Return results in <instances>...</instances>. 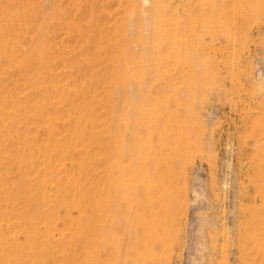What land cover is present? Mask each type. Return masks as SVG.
I'll return each mask as SVG.
<instances>
[{
	"label": "rangeland",
	"instance_id": "rangeland-1",
	"mask_svg": "<svg viewBox=\"0 0 264 264\" xmlns=\"http://www.w3.org/2000/svg\"><path fill=\"white\" fill-rule=\"evenodd\" d=\"M185 15L194 31L181 38ZM136 38H147L146 52ZM125 62L132 68L122 74ZM231 118L234 189L240 140L251 193L248 174L257 165L264 173V0H0V252L8 255L0 264H141L136 254L153 264H224ZM103 157L117 162L116 187L139 201L161 160L171 197L156 212L116 198L120 223L106 228L92 206L108 175ZM139 208L150 216L143 247L145 234L131 232ZM45 230L40 258L11 249L24 231Z\"/></svg>",
	"mask_w": 264,
	"mask_h": 264
},
{
	"label": "bare ground",
	"instance_id": "bare-ground-1",
	"mask_svg": "<svg viewBox=\"0 0 264 264\" xmlns=\"http://www.w3.org/2000/svg\"><path fill=\"white\" fill-rule=\"evenodd\" d=\"M238 1H242V0H238ZM247 2V1H246ZM145 3V2H144ZM151 4V2L149 3ZM241 5V3L239 4ZM151 6V5H150ZM194 7L197 6V4L193 5ZM227 6V5H226ZM235 6V5H234ZM216 7V6H215ZM224 7V6H223ZM233 8V7H232ZM236 8V7H235ZM148 9L149 6H148ZM220 10H222L220 8ZM133 12V11H132ZM2 13V12H1ZM139 13V12H138ZM150 10H144L142 11V15H144V17L148 16L151 14ZM152 13V12H151ZM238 13V12H237ZM132 16V15H131ZM186 16V15H185ZM214 17V16H213ZM224 17V16H223ZM186 18L190 23H185L184 25H181L180 27V31H179V35L181 36V38H184L186 35H190L192 34V32L194 31V25L192 24V20L194 21V17H192L191 15H188ZM132 19V18H131ZM134 19V18H133ZM135 20H139V17L136 16ZM152 19L150 18V20L148 21V25L150 26L152 24ZM212 20V19H211ZM144 21H146L144 19ZM132 22V20H131ZM134 22V20H133ZM147 22V21H146ZM237 22V21H236ZM147 25V26H148ZM145 27V26H144ZM135 29V28H134ZM135 31V30H133ZM150 31V30H149ZM223 32V31H222ZM130 33H132L130 31ZM135 33V32H133ZM149 33V32H148ZM224 33V32H223ZM134 35V34H132ZM147 35V33H146ZM149 36V35H148ZM153 36V40L158 41L159 42V37L160 34L157 31H154L152 33ZM147 37V36H146ZM135 38V37H134ZM148 38V37H147ZM147 38H136V41L138 43V46H140V50L141 53H143L144 51H147V44H146V39ZM164 39V38H163ZM162 39V41H163ZM170 40H173V38L171 39H166V41L169 43ZM135 42V41H134ZM149 44V43H148ZM135 45L136 42H135ZM226 45V44H225ZM156 45L153 46V48ZM137 48V47H136ZM112 50V49H111ZM155 50L158 52L159 54V47H156ZM199 50V49H198ZM149 52V51H148ZM193 53V52H192ZM196 53V52H194ZM142 55V54H141ZM140 55V56H141ZM149 55V53H148ZM194 55V54H193ZM196 55V54H195ZM143 56V55H142ZM146 56V55H145ZM146 58V57H145ZM146 60H148L146 58ZM142 61V60H141ZM159 61V60H158ZM127 62V61H126ZM122 63L120 64V71L122 74H124L125 72L130 70V67L128 63ZM149 62V61H148ZM170 63V62H169ZM158 64V63H157ZM110 66V65H109ZM113 66V64H112ZM115 66V64H114ZM42 67V66H41ZM134 67V66H133ZM150 67V65H148L147 62L143 63H139V68H147ZM111 68V66H110ZM132 68V67H131ZM43 70V69H42ZM45 70V69H44ZM43 70V71H44ZM110 70V69H109ZM112 70V69H111ZM136 70V69H135ZM148 70V69H146ZM179 71V70H178ZM40 72V71H39ZM162 75V74H161ZM176 76V75H175ZM131 77V76H130ZM163 77V76H162ZM133 78V77H132ZM170 78V77H168ZM130 79V78H129ZM146 79V78H145ZM150 80V79H149ZM131 81V79L129 80ZM169 81V79H168ZM171 81V79H170ZM114 82V81H113ZM134 82V80H133ZM140 82V81H139ZM138 82V83H139ZM162 83V82H161ZM174 83V82H173ZM135 84V83H134ZM167 84V83H166ZM114 85V84H113ZM156 87V86H155ZM143 89V88H142ZM145 89V88H144ZM152 89V88H151ZM75 90V89H74ZM78 91V90H77ZM31 92V91H30ZM36 93V91H35ZM127 96V95H126ZM146 96H147V92H146ZM233 96V95H232ZM137 97V96H136ZM129 99V98H128ZM140 99V98H139ZM143 99V98H142ZM230 99V98H229ZM150 100V99H149ZM141 101V100H140ZM127 102V101H126ZM71 103V102H70ZM130 103V102H128ZM133 103V102H132ZM232 104V103H231ZM118 105V104H117ZM123 105V104H122ZM133 105V104H132ZM120 106V105H118ZM117 106V107H118ZM261 108V106H260ZM235 106H231L230 107V113H235ZM75 111V110H74ZM262 111V110H261ZM73 115V114H72ZM231 115V114H230ZM238 115V114H237ZM236 116V115H235ZM77 117V116H76ZM176 117V116H175ZM237 119V118H236ZM238 120V119H237ZM236 120V121H237ZM130 121V120H129ZM246 121V120H244ZM243 122V121H242ZM229 123V122H228ZM178 124V123H177ZM248 124V123H247ZM49 126V125H48ZM131 126V124H130ZM172 126V125H171ZM243 126H246L243 125ZM177 128V127H176ZM181 128V126H180ZM236 122L234 118L230 119V123L228 126V145H227V149H228V153L230 155V160H229V156H227L228 158V162L229 164L228 166V178H227V206H228V211H227V218H228V223H229V227L227 229V237H226V252H225V263L224 264H262V261H264V212L262 211V209L260 208L263 205V200L261 202V206H259L257 204V198L258 196H262V198L264 197V193L263 190L261 188V181L264 179V173H263V167L261 165H257L256 167H254V170H252L251 173L248 174L249 176V185L252 187V192L250 193H246L245 188H246V184L244 182V180L241 178V176L243 174H241V171L243 168V142L240 140L238 142V150H237V154H238V159L240 161V169H239V173H238V184H237V188L238 191L236 192V189H234V185H233V179L234 177H232V173L233 172V168L232 167V156L233 155V139L235 136V132H236ZM238 129V128H237ZM165 130V129H164ZM244 131V129H242ZM131 132V131H130ZM133 132V131H132ZM242 132V131H241ZM147 134V133H146ZM243 134V132H242ZM163 136V135H162ZM240 136V135H239ZM238 136V137H239ZM264 136V135H263ZM262 136V137H263ZM104 137V136H103ZM168 137V136H167ZM166 137V138H167ZM123 138V137H120ZM248 138V137H247ZM170 139V138H169ZM243 139V138H242ZM102 140V139H101ZM116 140V139H115ZM160 141V140H159ZM163 141V140H162ZM161 141V143H162ZM168 141V140H166ZM107 142V141H106ZM110 142V141H109ZM155 142V140H154ZM157 142V141H156ZM169 142V141H168ZM176 142V141H175ZM236 142V141H235ZM251 142V141H250ZM147 143V142H146ZM164 143V142H163ZM257 143V142H256ZM106 144V143H105ZM249 144V143H248ZM108 145V144H107ZM111 145V144H110ZM162 145V144H161ZM150 146V145H149ZM148 146V147H149ZM252 146V145H251ZM57 147V146H56ZM105 147V145H104ZM103 147V148H104ZM117 147H119L117 145ZM236 147V146H235ZM30 148V147H29ZM63 148V147H62ZM150 148V147H149ZM252 148V147H251ZM18 149V148H17ZM108 149V148H107ZM110 149V148H109ZM108 149V150H109ZM117 149V148H116ZM152 149V148H151ZM236 149V148H235ZM63 150V149H62ZM104 150V149H102ZM156 150V149H155ZM252 150V149H250ZM105 151V150H104ZM227 151V150H226ZM249 151V150H248ZM111 152V151H110ZM246 152V150H245ZM251 152V151H250ZM51 153V152H50ZM247 153V152H246ZM254 153V151H253ZM251 153V154H253ZM107 154V152H106ZM169 154V153H168ZM159 155V154H158ZM248 155V154H246ZM249 156V155H248ZM247 156V157H248ZM108 157V156H107ZM106 157V158H107ZM152 157V155H151ZM264 157V156H263ZM109 159V158H108ZM168 159V158H167ZM251 159V157H249V160ZM100 160V158H99ZM107 160V159H106ZM105 160V157H103L100 160V165L102 166L101 162L103 163V165H105V169L107 170L106 172H108V175H104V176H100V178H98L99 180V198L96 196V200L95 202L92 204L93 208L96 206L97 211H99V220L104 221L105 220V227L108 229H114L116 222H118L114 219V214L117 210V208L119 207L117 205V201L115 202L116 198H126L128 197L129 200L132 202V204H134L135 206H137V208L139 206L141 207H146L147 206H151V209L156 212V208H158L159 206H164L166 204V201L169 199V197H171V193L167 192L168 188L165 187V181L167 179V177L165 175H163V170H162V161H155L154 166L152 165L151 169H150V173L147 175V181H151V183L148 186V189H151L148 193V195H150V197H148L145 201H139L137 200V197H133L130 196V194L126 193V189L125 187H121L118 189L117 183L118 185L120 184L118 177L115 175L114 176V170H115V165L117 164L114 163V160L110 161V164H108V162ZM235 161V160H234ZM107 162V163H106ZM107 164V165H106ZM99 166V167H101ZM246 166V165H245ZM57 167V166H56ZM69 167V166H68ZM101 169V168H100ZM235 169V168H234ZM167 170V169H166ZM172 170V169H171ZM100 171V170H99ZM104 171V170H103ZM118 171V170H117ZM102 171H100L101 173ZM133 172V171H132ZM248 172V171H247ZM250 172V171H249ZM99 173V172H98ZM99 173V174H100ZM70 175V174H69ZM171 175V174H170ZM234 176V175H233ZM237 176V175H236ZM245 176V175H244ZM44 177V176H43ZM98 177V175H97ZM66 178V177H65ZM178 178V177H177ZM144 180V179H143ZM152 180H155V183L152 182ZM176 180V179H175ZM43 181V180H42ZM76 181V180H75ZM97 181V182H98ZM53 182V181H52ZM59 182V181H58ZM68 182V181H67ZM247 182V181H246ZM47 183V182H46ZM248 183V182H247ZM167 184V183H166ZM146 190V188H145ZM57 191V190H56ZM98 191V190H97ZM45 192V191H44ZM147 192V191H146ZM43 194V193H42ZM35 196V195H34ZM90 196V195H89ZM155 198V202L154 200L152 201L153 198ZM43 198V197H42ZM95 198V196H94ZM132 198V199H131ZM144 198V197H143ZM174 198V196H173ZM249 199L247 202L250 203V206H246V201H244V199ZM39 199V198H38ZM44 199V198H43ZM48 200V199H47ZM51 200V199H50ZM89 200V199H88ZM171 200V199H170ZM259 201V200H258ZM38 202V201H37ZM58 202V201H57ZM83 202V201H82ZM154 202V204H153ZM39 203V202H38ZM41 203V202H40ZM175 203V202H174ZM236 203L238 204L237 210H235L236 208ZM259 203V202H258ZM42 204V203H41ZM83 204V203H82ZM126 204V203H125ZM130 204V203H129ZM43 205V204H42ZM57 205V204H56ZM86 205V204H85ZM173 205V204H172ZM90 206V205H89ZM131 206V205H130ZM84 207V206H83ZM121 207V206H120ZM175 207V206H174ZM172 208V207H171ZM135 209V208H134ZM170 209V208H169ZM42 210V209H41ZM52 210V209H50ZM89 210V209H88ZM95 211V209H94ZM51 212V211H50ZM124 212V211H122ZM168 212V211H167ZM152 213V211H151ZM159 213V212H158ZM122 214V213H121ZM50 215V214H49ZM52 215V214H51ZM113 215V216H112ZM119 215V214H118ZM77 216V215H76ZM135 221L136 223L134 224V226L131 229V232H134L135 235L142 232L145 234L144 236V240L142 239V246H138L141 245L140 243L137 242V238L134 237V239L132 240V246L133 247H143V246H147L149 243V234L147 233V226H144L143 223L145 224L150 216H146L145 212L143 209L139 208L136 213H135ZM92 217V216H91ZM95 217V216H94ZM93 217V218H94ZM132 217V215H131ZM76 218V217H75ZM74 218V219H75ZM119 218V217H118ZM117 218V219H118ZM122 219V218H120ZM123 220V219H122ZM131 220V219H130ZM77 221V220H76ZM79 217H78V222H79ZM89 221H90V215H89ZM93 222V221H92ZM122 222V221H121ZM81 224L82 223V218L80 221ZM79 223V224H80ZM88 223V220L87 222ZM120 223V220L119 222ZM130 223V222H129ZM78 224V223H77ZM80 224V225H81ZM132 224V222H131ZM85 225V224H84ZM103 225V224H102ZM118 225V224H117ZM86 226H89L88 224ZM97 226V225H96ZM132 226V225H130ZM129 226V227H130ZM80 228V227H79ZM85 228V227H84ZM94 228V227H93ZM48 229V228H47ZM86 229V228H85ZM50 230V229H48ZM48 230L44 233L41 234L39 232H35L33 233L32 231H24L23 233H25V237L24 240L22 242H14L12 245V248L14 251H16L19 255H21L20 257L23 258H28V255L25 253V250L30 248L33 250L34 254L30 255V258L32 256H35L36 258H40L43 254V250H42V246L45 243H49L48 241H50V233L48 232ZM82 230V229H81ZM87 230V229H86ZM129 230V229H128ZM156 230V229H155ZM51 231V230H50ZM156 232V231H155ZM110 232H106L104 230L103 232V236L106 237V235H108ZM130 233V232H129ZM128 233V234H129ZM87 234V233H86ZM153 234V233H152ZM88 235V234H87ZM95 236V235H94ZM129 237V235H128ZM129 239V238H128ZM193 239V238H192ZM191 240V239H190ZM194 240V239H193ZM192 240V241H193ZM199 240V238H198ZM198 240L196 242H198ZM225 240V239H224ZM107 241L109 243L112 244V239L109 237H106L104 242ZM154 241V240H153ZM13 242V241H12ZM191 242V241H190ZM205 242V241H204ZM152 243V242H151ZM188 243V242H187ZM195 243V242H194ZM206 243V242H205ZM115 244V243H114ZM10 245V246H11ZM107 245V244H106ZM105 245V246H106ZM190 245V244H189ZM195 245V244H194ZM193 245V246H194ZM112 246L114 247L115 245L112 244ZM128 246V245H127ZM154 246V245H153ZM183 246V245H182ZM190 246V247H193ZM196 246V245H195ZM208 246V245H207ZM107 247V246H106ZM188 247V246H187ZM209 247V246H208ZM108 249V248H107ZM186 249V248H185ZM196 249V248H195ZM204 249V248H203ZM3 251V250H1ZM11 251V250H10ZM103 252V251H102ZM106 252V251H105ZM115 253V251H114ZM197 254V253H196ZM195 255V254H194ZM6 256H8L6 254V252L4 251V253L0 252V261H6ZM92 256V254L90 255ZM107 256V255H106ZM133 257V256H132ZM188 257V256H187ZM193 257V256H192ZM191 257V258H192ZM22 258V259H23ZM124 258V257H123ZM135 260L141 264H153V262H150L147 258H144V254H136V256H134ZM222 258V257H221ZM196 259V258H195ZM194 260V259H193ZM196 261V260H194ZM224 261V260H223ZM192 262V261H191ZM238 262V263H237ZM16 264H24V261L20 260L15 262ZM98 263V259H94L92 260V258L90 257V262L89 264H97ZM202 263V262H201ZM126 264V263H125ZM135 264V261H134ZM195 264V263H194ZM208 264H211V260H209ZM222 264V263H220Z\"/></svg>",
	"mask_w": 264,
	"mask_h": 264
}]
</instances>
